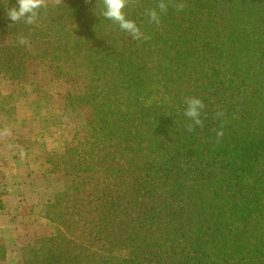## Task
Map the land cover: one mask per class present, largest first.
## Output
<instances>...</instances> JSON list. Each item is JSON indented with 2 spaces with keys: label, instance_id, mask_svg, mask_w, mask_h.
I'll return each mask as SVG.
<instances>
[{
  "label": "trees",
  "instance_id": "16d2710c",
  "mask_svg": "<svg viewBox=\"0 0 264 264\" xmlns=\"http://www.w3.org/2000/svg\"><path fill=\"white\" fill-rule=\"evenodd\" d=\"M186 1L158 27L140 9L157 0L126 9L151 37L136 41L96 0L50 4L34 25L12 22L6 11L16 0H0V72L22 83L28 59L53 60L56 74L84 81L82 98L95 96L91 122L49 159L47 172L64 188L44 208L50 234L25 250V264H264V86L252 72L262 67L264 76V0ZM174 88L205 104L203 136L185 130L191 121L176 114V97L145 95ZM217 111L225 114L219 143ZM156 137L183 144L185 157L156 147ZM121 249L129 259L113 256ZM5 254L1 241L0 264Z\"/></svg>",
  "mask_w": 264,
  "mask_h": 264
},
{
  "label": "rangeland",
  "instance_id": "374dc122",
  "mask_svg": "<svg viewBox=\"0 0 264 264\" xmlns=\"http://www.w3.org/2000/svg\"><path fill=\"white\" fill-rule=\"evenodd\" d=\"M218 2L221 4H228L230 0H219ZM184 3L187 5L188 2L186 1ZM150 8L149 5H144L140 9L144 14L145 10ZM251 38H256L253 32ZM6 40V37H0V46L4 41L5 44ZM54 64L55 62L49 59H28L25 63L26 72L24 75V82L22 83H19L18 81L13 83V78L10 77L9 73L0 72V104L1 107L4 108L11 106L6 113L0 112V137L4 138V141L9 145L16 144L24 147L29 144L31 147L42 150V152L45 151V154L42 153V155H35L33 157L37 159L38 162H42V164L46 165L49 163V159L53 155L63 154L67 145L75 140L78 130L82 126L91 122L93 105L88 101H91V99L95 97L89 96L88 98L86 97L87 99L82 98L80 93L83 92L84 81L77 76L64 78L62 77V74H56ZM262 70V67L257 68L256 66H253L252 72L258 77V79H256L257 84L264 86ZM238 92L239 90L237 89L233 91L234 94H237ZM90 93L94 95L92 92ZM181 94L186 97H192V95L188 94L187 89H185L183 93L178 92L175 88L168 93H165L161 89L147 90L145 92V95L155 100H163V98L168 95L169 97L167 99L173 96L174 98L176 97L174 103L176 114L181 112L184 113L186 107L185 104H181L180 106V100L182 99H179V96ZM140 96V98H143L141 94ZM98 97L99 95L97 98ZM165 102H167V100L164 101V103ZM236 119L237 120H234V124L236 125V122H239L240 124L241 121L238 120V117H236ZM171 123L172 120L168 118L164 121V124L170 128L173 127ZM203 126H205V124ZM44 128V136L40 137L35 142L31 139H27L25 136L22 137V139L18 137L22 136V134H30V132L42 131ZM47 129H49V131H46ZM195 131L199 136H203L205 133L202 130V127ZM160 138L162 137H159L158 139L157 137L153 138L156 147L164 149V147L176 146V150L180 153L176 154V156L182 155L185 157V155H183L184 149L181 147L183 144L178 142L167 143ZM139 139L138 136L134 137V140ZM158 141L161 142L157 143ZM176 141L177 140H174V142ZM239 141L240 140L237 142ZM140 152L141 150L134 152V156L141 157ZM148 156L149 155H144L146 159ZM157 156V154L150 155V158H156ZM261 162L264 163L263 158L261 159ZM152 163L153 164L149 166V169L155 168L158 165L155 162ZM159 166L161 168L163 167L162 165ZM186 173L189 174L190 171L187 170ZM41 174H45L48 177L50 176L56 181V183H54V188L58 189V192L63 190L64 182L60 174L48 173L47 169ZM150 188L151 187L148 188V191ZM165 189L170 190L171 188L167 186ZM161 195L163 197H170L167 204H176L177 199L172 195V192H161ZM172 222L175 223L174 220ZM113 256L122 260L129 259L130 252L128 249H121L114 251Z\"/></svg>",
  "mask_w": 264,
  "mask_h": 264
},
{
  "label": "crops",
  "instance_id": "0c3cea01",
  "mask_svg": "<svg viewBox=\"0 0 264 264\" xmlns=\"http://www.w3.org/2000/svg\"><path fill=\"white\" fill-rule=\"evenodd\" d=\"M44 130L18 137L35 142ZM42 153L29 144L9 145L0 137V242L6 249L1 264H25V250L50 234L43 210L59 190L52 177L41 174L47 165L33 157Z\"/></svg>",
  "mask_w": 264,
  "mask_h": 264
},
{
  "label": "clouds",
  "instance_id": "9594fccd",
  "mask_svg": "<svg viewBox=\"0 0 264 264\" xmlns=\"http://www.w3.org/2000/svg\"><path fill=\"white\" fill-rule=\"evenodd\" d=\"M63 3L64 0H16L17 6L8 8L6 15L14 23L23 22L25 25H34L40 18L41 9H47L50 4L59 6ZM86 3H91V0H86ZM139 4L140 0H96V7H100V14L105 19L117 25L120 31L126 33L133 40L146 41L151 39V37L145 35L137 23L128 18L129 13L126 11V9L136 8ZM170 6H174L176 11L180 12L185 9L186 4L183 0H157L156 7L146 9L144 14L148 17L149 23L158 27L161 24V17L167 15ZM18 43L22 46H30V40L24 36L19 38ZM184 104L186 107L183 114L191 121L186 124L185 130L188 133H192L196 127H203L204 121L201 116L206 106L201 99L196 97H186ZM224 115L223 111H217L214 114V118L221 121L219 129L214 130L217 143L224 136Z\"/></svg>",
  "mask_w": 264,
  "mask_h": 264
}]
</instances>
